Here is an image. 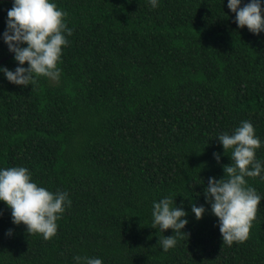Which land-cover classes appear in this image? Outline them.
Returning <instances> with one entry per match:
<instances>
[{"label":"trees","instance_id":"16d2710c","mask_svg":"<svg viewBox=\"0 0 264 264\" xmlns=\"http://www.w3.org/2000/svg\"><path fill=\"white\" fill-rule=\"evenodd\" d=\"M55 3L72 29L59 79L21 86L0 73V167H27L71 203L45 240L13 224L0 201V264H75L74 255L103 264H264V199L248 237L228 245L203 192L230 163L218 133L249 120L264 141V32L238 27L227 0ZM11 4L0 0V33ZM0 66H17L2 37ZM255 155L264 162V143ZM245 179L264 196V180ZM169 194L188 222L163 251L159 238L175 232L150 225L151 207ZM193 204L205 208L199 219Z\"/></svg>","mask_w":264,"mask_h":264},{"label":"clouds","instance_id":"9594fccd","mask_svg":"<svg viewBox=\"0 0 264 264\" xmlns=\"http://www.w3.org/2000/svg\"><path fill=\"white\" fill-rule=\"evenodd\" d=\"M158 3L159 0H148L151 8L158 7ZM262 4L264 0H248L240 6L241 0H227V8L235 12L237 26H246L253 34L264 32ZM66 16L67 12L57 7L55 0H12L0 37L13 53L17 66L14 70L0 66V73L9 82L21 86L31 85L39 76L58 80L61 68L57 64L62 46L69 43L66 37L72 33L66 26ZM25 61L27 67L22 66ZM216 138L223 153L229 155L230 163L223 166L222 177H208L203 192L205 202L217 217L223 243L231 245L248 237L258 205L264 199L245 179L258 176L264 180V162L255 155L264 141L255 134L249 120H241L231 134L222 131ZM213 157L219 162L220 154L213 152ZM31 177V171L25 166L0 167V201L10 208L13 224L23 223L28 234H40L47 240L56 233V221L71 201L66 190L51 191ZM204 211L203 205L191 206L196 219ZM186 215L183 207L174 206V197L170 194L152 201L150 225L158 227L161 233L165 229L175 232V235H161V250L175 247L176 238L186 235L181 231L188 222ZM11 231L7 230L6 234ZM72 259L75 264H103L100 257L74 255Z\"/></svg>","mask_w":264,"mask_h":264}]
</instances>
